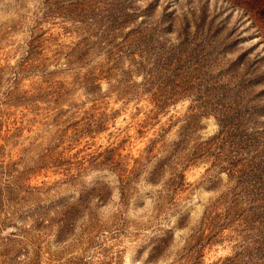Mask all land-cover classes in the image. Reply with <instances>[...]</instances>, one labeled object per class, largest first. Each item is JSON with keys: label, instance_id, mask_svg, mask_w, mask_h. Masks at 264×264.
Here are the masks:
<instances>
[{"label": "rangeland", "instance_id": "1", "mask_svg": "<svg viewBox=\"0 0 264 264\" xmlns=\"http://www.w3.org/2000/svg\"><path fill=\"white\" fill-rule=\"evenodd\" d=\"M111 2L0 0V264H264L263 42Z\"/></svg>", "mask_w": 264, "mask_h": 264}, {"label": "trees", "instance_id": "2", "mask_svg": "<svg viewBox=\"0 0 264 264\" xmlns=\"http://www.w3.org/2000/svg\"><path fill=\"white\" fill-rule=\"evenodd\" d=\"M123 1L124 0H112L111 2V9L113 11L111 12L109 21L112 23L110 25L113 28H118L119 26H116V24L125 22V20L127 19V16H125L126 12L123 6ZM186 3L188 10L187 13H189L191 16V22H193L194 31L196 33L203 34V36H207L208 38L218 36L221 32L222 18L219 19L216 24H214V21L215 18L219 16L220 12H223L224 15H227L229 17L235 15V20H238L239 22H247L248 26L252 27L254 36H259L257 42H263L264 44V0H214L212 10L208 9L209 0H186ZM182 14L183 17L181 19L183 26L181 27V33L185 35L186 32L189 30V27H187L189 25V21L187 20V18H185L183 12ZM227 34L228 33H226V35H223L220 41L215 40L212 41L211 44H208L205 41L206 39L204 38V42L202 43V45L205 46L206 44H208V46H210L211 48L229 47L231 46L232 42L223 41V38H225ZM245 54L246 51L238 54L237 58L240 64L243 62ZM262 56V54L257 55V57H255V61L257 59H260ZM251 64L252 63L250 62V69H252ZM247 69L248 66L245 67L246 71ZM244 74H238V86H241V83L245 82ZM260 75L255 74L253 76L250 74L247 79H251L254 82H259L263 77L264 73ZM152 95L153 98L151 99V101L156 106L160 107L162 104L165 103L164 99L158 98L157 96H155V93H153ZM252 106L253 105H251L250 107ZM255 109L257 113L263 112L264 104L257 105Z\"/></svg>", "mask_w": 264, "mask_h": 264}]
</instances>
